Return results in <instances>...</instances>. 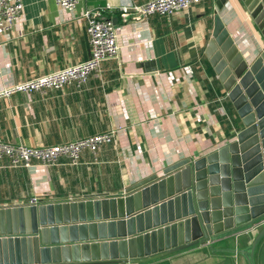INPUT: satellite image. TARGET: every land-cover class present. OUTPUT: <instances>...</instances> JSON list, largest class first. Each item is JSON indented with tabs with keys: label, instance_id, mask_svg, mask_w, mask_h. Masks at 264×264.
I'll return each mask as SVG.
<instances>
[{
	"label": "crops",
	"instance_id": "1",
	"mask_svg": "<svg viewBox=\"0 0 264 264\" xmlns=\"http://www.w3.org/2000/svg\"><path fill=\"white\" fill-rule=\"evenodd\" d=\"M147 1L82 0L69 15L55 0H23V22L0 36V92L88 61L89 11L113 22L120 53L81 87L3 97L0 140L44 148L116 134L97 156L85 150L78 164L62 158L55 166L12 168L0 160V206L120 196L170 163L222 148L243 129L206 57L215 12L243 54L253 59L263 47L237 0H201L170 18L123 16V7ZM247 227L148 264H264V230Z\"/></svg>",
	"mask_w": 264,
	"mask_h": 264
},
{
	"label": "water",
	"instance_id": "2",
	"mask_svg": "<svg viewBox=\"0 0 264 264\" xmlns=\"http://www.w3.org/2000/svg\"><path fill=\"white\" fill-rule=\"evenodd\" d=\"M237 2L263 47L253 59L243 54L215 12L206 48L243 126L234 140L170 163L120 196L0 206V264H148L264 218V0Z\"/></svg>",
	"mask_w": 264,
	"mask_h": 264
},
{
	"label": "built area",
	"instance_id": "3",
	"mask_svg": "<svg viewBox=\"0 0 264 264\" xmlns=\"http://www.w3.org/2000/svg\"><path fill=\"white\" fill-rule=\"evenodd\" d=\"M82 0H55L58 7L72 15ZM201 0H149L143 5L123 7V16L137 15L146 18L152 15L170 18L180 12L190 9ZM87 35L91 47V57L88 61L71 66L47 75L16 84L9 90L0 92V100L12 93L31 94L46 92L50 89H62L65 86L76 85L81 87L94 74L101 72L105 60L119 56L118 34L113 22L99 11L86 12ZM23 0H0V36L10 34L23 22ZM114 131L98 134L83 140L61 144L52 147L30 148L24 145H15L0 140V160H6L12 168L30 167L35 163L43 166H55L62 158L71 164H78L85 150L97 156L104 145L113 142ZM263 219L261 220V222ZM264 223V221H263Z\"/></svg>",
	"mask_w": 264,
	"mask_h": 264
},
{
	"label": "rangeland",
	"instance_id": "4",
	"mask_svg": "<svg viewBox=\"0 0 264 264\" xmlns=\"http://www.w3.org/2000/svg\"><path fill=\"white\" fill-rule=\"evenodd\" d=\"M263 221L262 222H256V223L252 224L254 226L253 228H256L255 230H259L260 232H263V230H264V223H263ZM252 225L248 226L247 228H251ZM213 245H215V243H212L210 245H207V247H211ZM207 254H210V251H208ZM179 264H182V263H179Z\"/></svg>",
	"mask_w": 264,
	"mask_h": 264
},
{
	"label": "flooded vegetation",
	"instance_id": "5",
	"mask_svg": "<svg viewBox=\"0 0 264 264\" xmlns=\"http://www.w3.org/2000/svg\"><path fill=\"white\" fill-rule=\"evenodd\" d=\"M263 220H264V218H263ZM259 222V221H258ZM261 222V221H260Z\"/></svg>",
	"mask_w": 264,
	"mask_h": 264
}]
</instances>
